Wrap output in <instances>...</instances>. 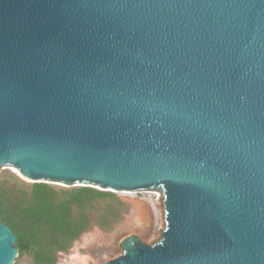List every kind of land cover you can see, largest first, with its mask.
I'll list each match as a JSON object with an SVG mask.
<instances>
[{
  "label": "water",
  "instance_id": "1",
  "mask_svg": "<svg viewBox=\"0 0 264 264\" xmlns=\"http://www.w3.org/2000/svg\"><path fill=\"white\" fill-rule=\"evenodd\" d=\"M5 171L158 190L161 239L107 264H264V0H0Z\"/></svg>",
  "mask_w": 264,
  "mask_h": 264
},
{
  "label": "trees",
  "instance_id": "2",
  "mask_svg": "<svg viewBox=\"0 0 264 264\" xmlns=\"http://www.w3.org/2000/svg\"><path fill=\"white\" fill-rule=\"evenodd\" d=\"M106 202L109 211L97 213L96 207ZM123 203L114 193L91 187H73L57 191L45 183L30 188L0 187L2 221L17 235L19 256L30 264H57L59 254L68 251L74 241L94 225L108 228L118 209L111 204Z\"/></svg>",
  "mask_w": 264,
  "mask_h": 264
},
{
  "label": "rangeland",
  "instance_id": "3",
  "mask_svg": "<svg viewBox=\"0 0 264 264\" xmlns=\"http://www.w3.org/2000/svg\"><path fill=\"white\" fill-rule=\"evenodd\" d=\"M33 181L15 177L9 171L0 174V187L7 189L30 188ZM57 191H69L59 183H49ZM100 190V189H98ZM117 196L123 205L112 203L118 209L117 216L109 221V227L92 228L82 233L71 248L59 254L57 264H107L118 257L121 249L120 242L125 237L135 234L146 244L157 243L161 239V232L165 230L166 220L162 199L158 190H144L139 192H111ZM106 202L96 207L97 213L109 211ZM28 256L22 257L18 264H30Z\"/></svg>",
  "mask_w": 264,
  "mask_h": 264
}]
</instances>
